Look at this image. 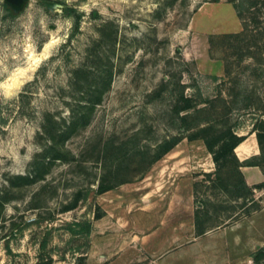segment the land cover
Segmentation results:
<instances>
[{
	"label": "rangeland",
	"instance_id": "rangeland-1",
	"mask_svg": "<svg viewBox=\"0 0 264 264\" xmlns=\"http://www.w3.org/2000/svg\"><path fill=\"white\" fill-rule=\"evenodd\" d=\"M44 1L14 12L0 0V264H34L45 239L54 264H188L212 245L216 258L264 242V181L237 196L234 163L219 167L201 139L184 138L179 155L143 178L96 193L106 144L154 146L176 133L182 90L216 99L219 126L255 136L264 119V0ZM110 66L111 81L98 71ZM81 68L106 90L90 124L66 140L71 156L44 179L9 187L48 143L45 113L62 127L86 101L73 90L85 84L73 78ZM79 190L87 196L63 211ZM86 219L89 234L70 231ZM193 241L201 248L190 251Z\"/></svg>",
	"mask_w": 264,
	"mask_h": 264
},
{
	"label": "trees",
	"instance_id": "trees-1",
	"mask_svg": "<svg viewBox=\"0 0 264 264\" xmlns=\"http://www.w3.org/2000/svg\"><path fill=\"white\" fill-rule=\"evenodd\" d=\"M7 9L9 7L5 3ZM70 11V8L68 9ZM73 11V10H72ZM72 14V13H71ZM81 14L78 13L74 18V30L80 27ZM100 74L110 77L113 75L111 66L109 68H99ZM94 72L87 69H76L73 72V78L80 84L73 87V90H79L85 99L84 103H78L77 108L71 109L70 119H62L61 123L53 116L51 112L44 115L43 135L48 138V143L43 151L36 156L32 163V169L28 174L12 175L9 180V187H19L26 184L37 182L44 179L51 168V165L57 160H68L71 151L65 146L68 138L74 135L80 128L90 124L93 112L97 104L103 98L106 88L94 85L97 78H93ZM97 76V75H96ZM91 77L93 79H91ZM92 81H91V80ZM109 81V82H110ZM217 104L216 99L206 100L202 93L197 95H187L184 90L172 108L171 123L176 128V133L164 138L154 146L139 145L132 140H125L120 145L108 142L103 148L101 157L103 160V170L97 179L96 193L102 194L113 190L121 184L143 178L150 168L167 154L172 152L178 144L187 138L189 141L203 140L209 152L213 155L215 163L221 167L229 161L235 165L234 176L236 182L237 196L248 197L251 187L246 182L241 166H261L264 159V119H260L254 126L257 140L260 146L261 154L253 156L244 161H240L235 152L236 147L246 139V135H240L231 126H219L217 120L213 117ZM209 112L210 115L204 116ZM137 139V136H135ZM222 160V163H221ZM138 172L137 175L135 173ZM87 196L83 190H79L72 201L65 205L63 211H69L78 207L83 197ZM4 202L0 197V207ZM104 213H97L96 218H101ZM68 227L74 234H89L92 231L93 224L90 219L69 223ZM205 230L199 231V234ZM47 240L42 243V251L38 260L34 264H54L55 259L52 254L45 251ZM253 260L257 264H264V246L253 253Z\"/></svg>",
	"mask_w": 264,
	"mask_h": 264
},
{
	"label": "crops",
	"instance_id": "crops-1",
	"mask_svg": "<svg viewBox=\"0 0 264 264\" xmlns=\"http://www.w3.org/2000/svg\"><path fill=\"white\" fill-rule=\"evenodd\" d=\"M256 136V134H255ZM254 134L251 137H246V139L241 142L235 149V152L237 154V157L240 161H244L248 158H251L253 156H257L261 154L260 146L257 140V136L255 137ZM242 147V151L239 152V148ZM180 150H173L167 156L169 158H174L177 155H179ZM209 156L213 159L212 154L209 152ZM177 159V158H176ZM183 157H179L176 162L182 161ZM241 171L244 174V177L246 179V182L249 186H254L258 183H261L264 181V168L261 166H241ZM201 245V244H200ZM197 241H193L189 245V250H194L196 246L198 248L200 246ZM264 246V242H260L256 246H254L252 243H245L240 244L239 248L237 249L239 253L237 252L235 255L227 256H218L214 258L213 251L215 247L212 245L210 247H207L206 249L210 252L209 257H206L205 259H202L201 257H198L195 259V257H189L190 263L188 264H257L253 260V253L258 250L260 247ZM194 248V249H193ZM189 251V255H190Z\"/></svg>",
	"mask_w": 264,
	"mask_h": 264
},
{
	"label": "water",
	"instance_id": "water-1",
	"mask_svg": "<svg viewBox=\"0 0 264 264\" xmlns=\"http://www.w3.org/2000/svg\"><path fill=\"white\" fill-rule=\"evenodd\" d=\"M30 0H5L7 6H9L14 12H19L25 8ZM48 8L59 7L61 4L54 1H44Z\"/></svg>",
	"mask_w": 264,
	"mask_h": 264
},
{
	"label": "bare ground",
	"instance_id": "bare-ground-1",
	"mask_svg": "<svg viewBox=\"0 0 264 264\" xmlns=\"http://www.w3.org/2000/svg\"><path fill=\"white\" fill-rule=\"evenodd\" d=\"M14 82H15V85H18L20 81H18L17 79H15ZM241 151H242V147L239 148V152H241Z\"/></svg>",
	"mask_w": 264,
	"mask_h": 264
}]
</instances>
